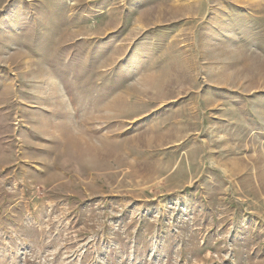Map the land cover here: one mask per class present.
I'll return each instance as SVG.
<instances>
[{
  "label": "rangeland",
  "instance_id": "374dc122",
  "mask_svg": "<svg viewBox=\"0 0 264 264\" xmlns=\"http://www.w3.org/2000/svg\"><path fill=\"white\" fill-rule=\"evenodd\" d=\"M0 264H264V0H0Z\"/></svg>",
  "mask_w": 264,
  "mask_h": 264
}]
</instances>
